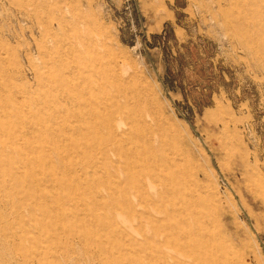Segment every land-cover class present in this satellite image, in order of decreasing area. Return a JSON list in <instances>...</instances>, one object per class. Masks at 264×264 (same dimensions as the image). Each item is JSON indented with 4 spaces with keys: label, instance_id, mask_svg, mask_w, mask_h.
Listing matches in <instances>:
<instances>
[{
    "label": "rangeland",
    "instance_id": "rangeland-1",
    "mask_svg": "<svg viewBox=\"0 0 264 264\" xmlns=\"http://www.w3.org/2000/svg\"><path fill=\"white\" fill-rule=\"evenodd\" d=\"M74 75L118 92L135 126L116 133L163 165L190 249L139 258L103 225L84 150L53 126L76 125ZM181 263L264 264V0H0V264Z\"/></svg>",
    "mask_w": 264,
    "mask_h": 264
},
{
    "label": "bare ground",
    "instance_id": "bare-ground-1",
    "mask_svg": "<svg viewBox=\"0 0 264 264\" xmlns=\"http://www.w3.org/2000/svg\"><path fill=\"white\" fill-rule=\"evenodd\" d=\"M80 76L74 75L76 82L71 85L69 82L66 95L63 96L61 93L59 96V101L64 100L67 103L65 109L63 108L65 113L63 120L76 125H68L66 130L62 128L63 125H59L62 113L59 111L53 116V126L62 136L66 138L71 136L69 145L73 152L80 147L85 152L81 161L88 162L87 175L91 174L94 179V176L97 177L91 188L93 193L91 199L96 201V214L100 216L103 225L112 227L119 236L121 235L125 249L134 247L133 252L139 258L147 251L146 247L152 248L156 246L155 244H159L160 250L165 248L166 251L190 249L193 237L191 233L184 231L185 210L182 202L176 203L177 199L172 198L170 190H167L168 177L163 165H161L163 168H158L160 165L157 163L156 155H152L151 152L141 153L137 149L129 153L130 148L125 147L124 140L128 145H133L132 131L134 133L136 128H131L129 138L127 131L120 137L116 133L117 124H126L129 130L131 124L135 126L132 123L131 112L124 110L120 104L118 92L110 91L106 86H100L98 89L95 87L94 91L88 87V82H79ZM74 109L77 110L73 111ZM93 120H98V124L93 123ZM48 127L54 135L53 127L51 125ZM103 128L109 130L110 138L102 135ZM83 131L87 134V139L81 136L84 134ZM83 141L84 145L80 144ZM39 145L41 148L49 146L43 141L39 142ZM49 149L58 154L61 152L54 144ZM97 156L101 162L93 159ZM105 166L113 168L115 174L111 171L106 172ZM101 179L103 181L100 182ZM171 202L174 204L169 209L166 203L170 205ZM126 216L141 221L137 226L129 225L130 220L128 221ZM145 225L152 233L150 236H144L147 232ZM130 233L138 236L142 234L144 241L140 243L132 238ZM160 250L159 259H162L164 258L162 254L166 255L167 252ZM190 256L192 263L197 262V254Z\"/></svg>",
    "mask_w": 264,
    "mask_h": 264
}]
</instances>
